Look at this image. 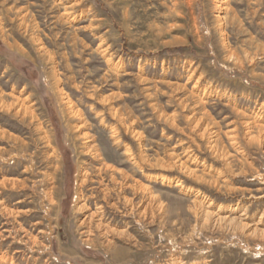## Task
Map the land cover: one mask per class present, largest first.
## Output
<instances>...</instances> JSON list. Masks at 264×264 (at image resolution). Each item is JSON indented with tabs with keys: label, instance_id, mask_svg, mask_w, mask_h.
<instances>
[{
	"label": "rangeland",
	"instance_id": "1",
	"mask_svg": "<svg viewBox=\"0 0 264 264\" xmlns=\"http://www.w3.org/2000/svg\"><path fill=\"white\" fill-rule=\"evenodd\" d=\"M258 125L264 0H0V264H264Z\"/></svg>",
	"mask_w": 264,
	"mask_h": 264
},
{
	"label": "bare ground",
	"instance_id": "2",
	"mask_svg": "<svg viewBox=\"0 0 264 264\" xmlns=\"http://www.w3.org/2000/svg\"><path fill=\"white\" fill-rule=\"evenodd\" d=\"M227 0H225V2H226ZM65 8V7H64ZM72 11V10H71ZM68 12V11H67ZM63 14V13H62ZM65 14V13H64ZM224 19V18H223ZM218 20V19H217ZM64 102H67V101H65L64 100ZM16 104H17V109H18V111L19 110H26L27 108L26 107H24L25 105L22 103V101H20V100H18V99H16V102H15ZM14 103V104H15ZM73 104V103H72ZM2 105V104H1ZM16 109V110H17ZM246 125H247V129L248 130H250V128H251V125H250V122H247V123H245ZM258 126H260V130H264V125L261 127V125H258ZM257 128V127H256ZM261 132V131H260ZM263 132V131H262ZM231 137H232V135H231ZM236 137V136H235ZM235 137H233L234 139H235ZM230 138V137H229ZM233 139V140H234ZM260 144H262V145H264V135H260V139L259 140H257ZM114 179V178H113ZM139 184V183H138ZM136 186V185H135ZM138 186V188L137 189H139V191H142V192H144L145 191V189H146V186H143V185H141V184H139V185H137ZM134 189H136V188H134ZM138 191V190H137ZM127 202H129V200L127 199ZM81 206V205H80ZM141 206V205H140ZM84 207L85 206H81V207H79V209H84ZM143 211H144V209H143ZM95 214H96V211L95 212H90V213H88V214H86V216L84 217V221L86 222V221H88V222H90L91 220H93V218H94V216H95ZM142 214V213H141ZM216 219H218L217 217H216ZM221 220V219H220ZM98 226H100V224L98 223ZM258 230L259 229H257V228H252V230H251V232H258ZM250 232V233H251ZM262 233V232H261ZM264 235V234H263Z\"/></svg>",
	"mask_w": 264,
	"mask_h": 264
}]
</instances>
